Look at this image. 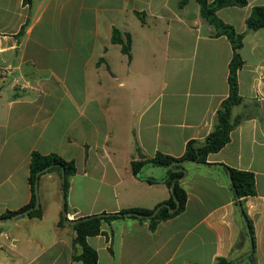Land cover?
<instances>
[{"label": "crops", "instance_id": "0c3cea01", "mask_svg": "<svg viewBox=\"0 0 264 264\" xmlns=\"http://www.w3.org/2000/svg\"><path fill=\"white\" fill-rule=\"evenodd\" d=\"M0 0V217L32 201L33 153L73 162L68 209L62 177L41 176L42 217L0 220V264H82L70 221L129 209L156 210L172 195L168 170L152 164L136 177L132 162L158 153L179 158L203 143L229 95L233 48L201 15L197 0ZM212 3L214 0H208ZM264 0L217 12L245 35L238 72L243 103L231 141L186 163L185 210L162 221L103 223L88 238L99 264H215L252 251L226 167L255 175L245 199L257 264H264V29L246 21ZM131 39L130 56L113 43ZM155 179V183L146 180Z\"/></svg>", "mask_w": 264, "mask_h": 264}, {"label": "trees", "instance_id": "16d2710c", "mask_svg": "<svg viewBox=\"0 0 264 264\" xmlns=\"http://www.w3.org/2000/svg\"><path fill=\"white\" fill-rule=\"evenodd\" d=\"M187 1L188 0H182L181 5H185ZM197 3L200 5L202 17L217 29L216 36L227 37L233 48V57L229 65L228 76L229 95L222 102L217 111L215 129L206 137L203 143L195 140L188 142L184 155L179 158L158 153L154 158L141 156L139 160H134L132 162V172L136 177H140L143 168L149 164L164 167L168 170L167 176L163 179V183L171 190L172 195L164 204L170 205L173 211H170V209L165 206L156 217L147 218L152 215L155 210L136 208L122 210L117 213L98 214L74 221L73 227L76 232V237L73 246L76 251L80 250L78 254H75L74 259L80 261L82 264H99L97 251L88 244V238L100 235L102 233L103 223L112 224L117 220L132 218L140 222H149L150 230L155 231L162 221L174 218L182 213L185 210L188 200L187 192L181 186V181L187 174L185 164L189 162L212 165L207 162L208 156L218 153L231 141V133L239 123V120H232V111L235 106L242 104L244 101L239 94L238 72L244 66L240 50L243 47L245 35L238 33L233 26L222 21L218 17L217 12L227 7H245L248 4V0H214L212 3L208 0H197ZM246 24L250 31L264 29V6L255 7L250 17L247 19ZM112 40L115 44H121L123 52L130 56V36L127 37V41H124L121 32L114 30ZM226 168L232 179L235 204L247 224V229L252 240V251L246 257L238 260L219 258L215 264H257L254 229L251 221L247 217L244 204L247 197L256 195L255 175L251 172L239 171L229 167ZM63 170L65 178L62 182V192L65 211H67V196L70 178L76 173L75 164L64 160L57 154L42 155L35 152L32 155L30 164L29 182L33 191L31 203L19 211L8 212L1 216L0 220L10 219L29 210L30 211L26 215L41 218V207L36 210H31L36 206L39 200L36 182L40 180L41 176L52 172H58L62 177ZM146 181L148 183L156 182L155 179L151 178ZM64 219L65 217L60 221V225H64Z\"/></svg>", "mask_w": 264, "mask_h": 264}, {"label": "water", "instance_id": "95a60500", "mask_svg": "<svg viewBox=\"0 0 264 264\" xmlns=\"http://www.w3.org/2000/svg\"><path fill=\"white\" fill-rule=\"evenodd\" d=\"M64 178H65V173H64V170H63V171H62V180H64ZM230 180H231V183H232V179H231V177H230ZM38 185H39V180H37V182H36V189H37V191H38ZM165 206L168 207V208L170 209V211H173V210H171L170 205H168V204H163V205H161L160 207H158V208L153 212V214L150 215V216H148L147 218L156 217L157 214L160 212V210H161L163 207H165ZM39 207H40V203H39V200H38L36 206L33 207L31 210H36V209H38ZM29 211H30V210H29ZM29 211H26L25 213L18 214V215H16V216L12 217L11 219H15V218H18V217H20V216H22V215H26ZM63 212H65V207L63 208ZM73 222H74V221L67 220V218L64 219V223H65L66 225L73 224ZM1 232H2V230H0V233H1Z\"/></svg>", "mask_w": 264, "mask_h": 264}, {"label": "built area", "instance_id": "2783aa9c", "mask_svg": "<svg viewBox=\"0 0 264 264\" xmlns=\"http://www.w3.org/2000/svg\"><path fill=\"white\" fill-rule=\"evenodd\" d=\"M7 72H8V70H7V69L0 70V75H1V74H2V75H5Z\"/></svg>", "mask_w": 264, "mask_h": 264}]
</instances>
